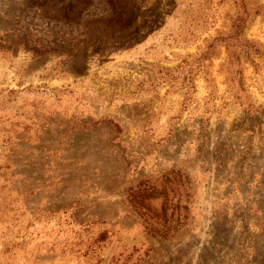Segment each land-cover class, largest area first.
<instances>
[{"label": "rangeland", "instance_id": "obj_1", "mask_svg": "<svg viewBox=\"0 0 264 264\" xmlns=\"http://www.w3.org/2000/svg\"><path fill=\"white\" fill-rule=\"evenodd\" d=\"M0 264H264V0H0Z\"/></svg>", "mask_w": 264, "mask_h": 264}]
</instances>
